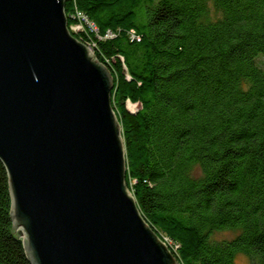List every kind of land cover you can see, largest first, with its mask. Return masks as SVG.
Returning a JSON list of instances; mask_svg holds the SVG:
<instances>
[{"label":"trees","instance_id":"1","mask_svg":"<svg viewBox=\"0 0 264 264\" xmlns=\"http://www.w3.org/2000/svg\"><path fill=\"white\" fill-rule=\"evenodd\" d=\"M76 11L113 35L75 37L112 73L126 182L148 224L181 264H264V0H70L69 25ZM10 203L0 161V264H31ZM224 231L234 237H214Z\"/></svg>","mask_w":264,"mask_h":264},{"label":"water","instance_id":"2","mask_svg":"<svg viewBox=\"0 0 264 264\" xmlns=\"http://www.w3.org/2000/svg\"><path fill=\"white\" fill-rule=\"evenodd\" d=\"M67 0H0V161L31 264H181L127 186L114 79Z\"/></svg>","mask_w":264,"mask_h":264},{"label":"built area","instance_id":"3","mask_svg":"<svg viewBox=\"0 0 264 264\" xmlns=\"http://www.w3.org/2000/svg\"><path fill=\"white\" fill-rule=\"evenodd\" d=\"M70 1V0H67ZM73 1V0H71ZM75 17L78 19V24L77 25H69V29L72 32V34L75 36L79 34L82 31H85V29H88L91 33H94L99 39H109L112 38V33L108 32L107 35L104 37L100 36V32L98 31V28L94 22H92L85 14L76 11ZM133 40L137 39L140 41V38L136 36L135 34L131 33ZM87 47L91 50H93L92 45H87ZM94 53V52H93Z\"/></svg>","mask_w":264,"mask_h":264},{"label":"rangeland","instance_id":"4","mask_svg":"<svg viewBox=\"0 0 264 264\" xmlns=\"http://www.w3.org/2000/svg\"><path fill=\"white\" fill-rule=\"evenodd\" d=\"M139 107L137 105H134L130 102H127V109L132 113L137 111ZM215 238L222 240V239H231L234 237V232L231 231H224L220 232L214 235ZM236 264H251L248 257H246L243 254H239L236 256Z\"/></svg>","mask_w":264,"mask_h":264}]
</instances>
